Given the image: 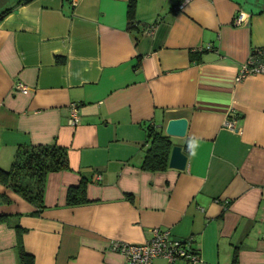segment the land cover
<instances>
[{
  "label": "crops",
  "instance_id": "obj_1",
  "mask_svg": "<svg viewBox=\"0 0 264 264\" xmlns=\"http://www.w3.org/2000/svg\"><path fill=\"white\" fill-rule=\"evenodd\" d=\"M126 3L28 0L0 20V167L51 142L68 166L46 174L38 213L0 184V264H16L17 238L32 264H125L108 240L152 228L189 237L198 264H230L234 247L236 264H264V72L234 81L264 46V0H134V28ZM172 117L184 168H140L144 125ZM80 177L87 201L66 205Z\"/></svg>",
  "mask_w": 264,
  "mask_h": 264
},
{
  "label": "trees",
  "instance_id": "obj_2",
  "mask_svg": "<svg viewBox=\"0 0 264 264\" xmlns=\"http://www.w3.org/2000/svg\"><path fill=\"white\" fill-rule=\"evenodd\" d=\"M28 0H17L13 6L0 11V20L14 7ZM180 0H176L178 4ZM134 0L126 3V26L134 28L133 22ZM251 52H253L251 50ZM145 141L147 146L144 150L140 168L147 170H162L167 166V157L171 141L164 135L161 128L154 127L151 123L144 125ZM188 144H184L182 150L187 152ZM67 154L64 147L55 142L34 144L18 148L8 168L0 167V184L12 190L21 199L35 207V213L43 208L42 197L44 191V179L48 172L66 169ZM87 180L80 177L75 185L68 186L65 193L66 205H77L86 202L85 185ZM0 199L7 202L5 195ZM3 218L0 216V219ZM19 229L17 226H14ZM15 228V229H16ZM19 236V235H18ZM16 264H32V256L27 253L17 238L15 244ZM236 248L231 253L230 264H236Z\"/></svg>",
  "mask_w": 264,
  "mask_h": 264
},
{
  "label": "built area",
  "instance_id": "obj_3",
  "mask_svg": "<svg viewBox=\"0 0 264 264\" xmlns=\"http://www.w3.org/2000/svg\"><path fill=\"white\" fill-rule=\"evenodd\" d=\"M187 0H180L177 4L180 6ZM72 4L74 0H69ZM245 16L238 12L232 19L233 24H238L245 21ZM147 30L152 31V27ZM250 56L244 64L237 70L234 81H240L250 74L264 72V46L252 49ZM17 89L21 92H26V87L22 84H17ZM68 123L74 124L76 121L77 108L75 104H69ZM233 118H226L224 127L233 130ZM109 250L118 252L124 258L125 264H151L154 258H162L168 264L174 260H180L183 264H198L201 258L191 245V240L187 238H173L170 237L167 230H160L159 228H152L151 237L142 242H126L119 239H109Z\"/></svg>",
  "mask_w": 264,
  "mask_h": 264
},
{
  "label": "water",
  "instance_id": "obj_4",
  "mask_svg": "<svg viewBox=\"0 0 264 264\" xmlns=\"http://www.w3.org/2000/svg\"><path fill=\"white\" fill-rule=\"evenodd\" d=\"M161 128V126L159 127ZM163 134L170 137H183L186 131V119L184 117H172L166 120ZM186 156L181 147L171 144L167 157V167L182 170L185 166Z\"/></svg>",
  "mask_w": 264,
  "mask_h": 264
},
{
  "label": "rangeland",
  "instance_id": "obj_5",
  "mask_svg": "<svg viewBox=\"0 0 264 264\" xmlns=\"http://www.w3.org/2000/svg\"><path fill=\"white\" fill-rule=\"evenodd\" d=\"M9 4H7L6 6H4L3 8H0V11H2L5 7H7Z\"/></svg>",
  "mask_w": 264,
  "mask_h": 264
}]
</instances>
